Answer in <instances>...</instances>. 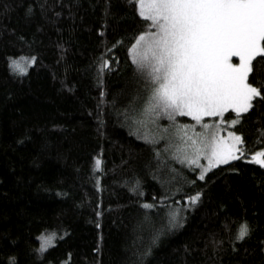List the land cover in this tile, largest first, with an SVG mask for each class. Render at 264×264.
I'll use <instances>...</instances> for the list:
<instances>
[{"label": "trees", "instance_id": "obj_1", "mask_svg": "<svg viewBox=\"0 0 264 264\" xmlns=\"http://www.w3.org/2000/svg\"><path fill=\"white\" fill-rule=\"evenodd\" d=\"M153 30L132 0H0V264H264V99L224 116L239 159L163 172L135 130L153 86L130 50Z\"/></svg>", "mask_w": 264, "mask_h": 264}, {"label": "snow or ice", "instance_id": "obj_2", "mask_svg": "<svg viewBox=\"0 0 264 264\" xmlns=\"http://www.w3.org/2000/svg\"><path fill=\"white\" fill-rule=\"evenodd\" d=\"M132 2L138 4L139 15L155 29L140 35L130 50L133 63L140 69H149L147 75L153 87L147 114L159 109L169 119L191 116L200 123L203 117H223L229 111L239 117L253 108L256 98L264 99V91L249 82L253 62L264 58V0ZM234 57L238 63L233 62ZM236 123L238 120L232 121ZM194 135L196 139L185 140L186 148L190 147L196 157L190 163L197 164L199 156L206 154L205 172L239 159L240 136L229 133L232 143H228L215 134L207 142L204 134ZM258 155L264 157V153ZM253 159L264 164V159ZM100 163L97 159V168ZM199 179L203 180L204 175ZM198 199L199 196L191 198L193 203ZM247 233V225H243L239 238ZM40 239V250L45 251L52 246L55 233Z\"/></svg>", "mask_w": 264, "mask_h": 264}, {"label": "rangeland", "instance_id": "obj_3", "mask_svg": "<svg viewBox=\"0 0 264 264\" xmlns=\"http://www.w3.org/2000/svg\"><path fill=\"white\" fill-rule=\"evenodd\" d=\"M153 31H155V29ZM233 62L238 63L239 62L238 58L234 57ZM12 63H11L12 68L15 71L17 72L23 71L22 73H24L26 69L33 64V59L22 58L20 60H13ZM16 65H19V67H16ZM142 70H144L146 73H148L149 71V69H142ZM157 113H159V115H157ZM224 116L223 117L206 116L202 118V121L200 123H197L195 120L192 119L191 116L177 115L175 116L174 120L169 119L166 114H164L159 109H157L156 112H153L151 114H147L145 112L143 119L139 123H137L135 130L137 131L139 136H141L151 145L155 146L154 160L158 164L160 170H162L163 172L169 171L171 173L172 163L174 162L176 164L185 165L187 167L198 168L199 177H200L201 174L205 175L215 167L205 172V169L208 168V159L206 158V154H201L199 156L197 164L190 163V160L196 157L190 147L186 148L185 140H187V137H193L194 139H196L197 137L194 134L202 133L204 134V138L206 142L210 141L213 138V135L215 134L216 138H223L228 143H232V140L229 137V133H233V132L230 131L229 128H231L234 124H232V121L226 122L224 120ZM178 117L185 118L187 119V121H185V123L179 124L177 122ZM203 124H206L209 127L205 129L202 127ZM185 131H186V135H185ZM187 143L190 144L191 141H188ZM240 145L241 143L237 144V147L239 149H240ZM262 153H264V151H261L257 153L255 156H252L250 161L254 163H258L264 167V164L260 162H256L253 159L254 157L256 158L257 161L264 159V157L258 155ZM237 155L239 156V152L237 153ZM231 161L233 160H230L229 162ZM222 165L225 164H219L218 166H222Z\"/></svg>", "mask_w": 264, "mask_h": 264}]
</instances>
